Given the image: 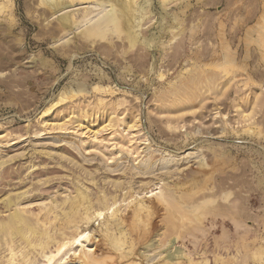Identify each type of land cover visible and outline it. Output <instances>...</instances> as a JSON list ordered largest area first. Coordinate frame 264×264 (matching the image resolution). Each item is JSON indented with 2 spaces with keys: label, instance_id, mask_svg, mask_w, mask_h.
I'll list each match as a JSON object with an SVG mask.
<instances>
[{
  "label": "rangeland",
  "instance_id": "rangeland-1",
  "mask_svg": "<svg viewBox=\"0 0 264 264\" xmlns=\"http://www.w3.org/2000/svg\"><path fill=\"white\" fill-rule=\"evenodd\" d=\"M62 1L0 0V264H264V0Z\"/></svg>",
  "mask_w": 264,
  "mask_h": 264
},
{
  "label": "bare ground",
  "instance_id": "bare-ground-1",
  "mask_svg": "<svg viewBox=\"0 0 264 264\" xmlns=\"http://www.w3.org/2000/svg\"><path fill=\"white\" fill-rule=\"evenodd\" d=\"M117 1V0H116ZM123 1V0H122ZM48 2H50V4L52 5L51 7H56V6H58V5H62L61 3H63L64 1H62V0H60V1H49L48 0ZM103 3V2H102ZM107 3V2H106ZM110 5V4H109ZM127 5L125 4V2H123V7H126ZM114 7V6H113ZM112 7V8H113ZM127 7H130V5H128ZM108 11V10H107ZM109 12V13H108ZM108 12H106L105 14H107V16H106V21L109 23V22H116V23H118L119 22V16L116 14V12H115V10H114V8H113V10H111V11H108ZM128 12V11H127ZM130 15V14H129ZM126 16H127V14H126ZM70 17V16H69ZM132 18V17H131ZM130 18V19H131ZM63 20H64V23L66 22V23H69V18H68V16H65V17H63L62 18ZM102 21H104V20H102ZM101 21V22H102ZM61 22V21H60ZM122 22V21H121ZM65 23V24H66ZM105 23V22H104ZM70 24V23H69ZM111 24V23H110ZM121 24V23H120ZM119 24V25H120ZM126 25V24H125ZM99 26H101V25H99ZM106 26V25H105ZM107 27V26H106ZM65 28V27H64ZM67 28V27H66ZM95 29H96V27H95ZM90 30V29H89ZM94 30V29H93ZM100 30V29H99ZM95 31V30H94ZM96 31H98L97 29H96ZM103 31V30H102ZM85 32V31H84ZM88 32V31H87ZM93 32V31H92ZM131 36V35H130ZM9 200V199H8ZM13 200V199H12ZM13 202V201H12ZM14 203V202H13ZM17 212V211H16ZM21 214H23L24 215V213H21ZM21 214H14V215H12L11 217H10V219L8 220H0V229H5V228H8V229H10V228H12L13 227V225L15 224V218H20L21 220H25V218L23 217V215H21ZM94 215V214H93ZM96 216H103V211H100V210H98L97 211V213H96ZM20 220V221H21ZM30 219H28V222H30L29 221ZM27 221V220H26ZM18 222V221H17ZM21 223H23V222H21ZM31 223V222H30ZM25 224H26V222H25ZM28 225V224H27ZM29 226V225H28ZM17 228V227H16ZM34 228V227H33ZM14 229V228H13ZM31 229V228H30ZM15 230V229H14ZM1 231V230H0ZM6 232V231H5ZM87 236H88V233H81L78 237H76L75 239H74V241L72 240V242H71V244H76V245H81V243H82V240L84 239V238H87ZM70 242V241H69ZM169 242L171 243V244H173L174 242H175V238H171V239H169ZM168 242V243H169ZM153 243V242H152ZM167 243V244H168ZM68 246H69V244H67ZM66 244H63V245H61L60 246V248H58L59 249V252H61V251H63L65 248H66V246H67ZM150 245H151V243H150ZM153 245V244H152ZM165 253H166V256H167V258L169 259V260H172L173 258H175V256H174V253H173V251L171 250V247H167L166 249H164L163 250ZM176 251V250H175ZM76 252V251H75ZM74 253V252H73ZM180 254V253H179ZM73 255H75V254H73ZM80 255V254H79ZM82 257H84V258H86L85 259V263L86 264H90L93 260H91V262L90 261H88V255L86 254V253H84V255L82 256ZM53 258H54V255H48L47 256V263H45V264H53ZM177 258H179V257H177ZM81 259V258H80ZM83 259V258H82ZM84 260V259H83ZM78 262V261H77Z\"/></svg>",
  "mask_w": 264,
  "mask_h": 264
}]
</instances>
